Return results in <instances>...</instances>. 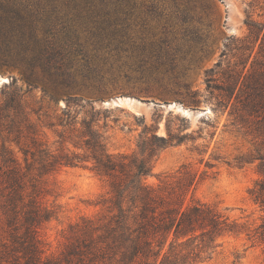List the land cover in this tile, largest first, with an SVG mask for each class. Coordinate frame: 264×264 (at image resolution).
<instances>
[{
	"label": "trees",
	"instance_id": "obj_1",
	"mask_svg": "<svg viewBox=\"0 0 264 264\" xmlns=\"http://www.w3.org/2000/svg\"><path fill=\"white\" fill-rule=\"evenodd\" d=\"M7 10L0 0V33L12 24ZM252 15L245 21L249 33L232 38L239 60L227 64L220 82L209 77L207 88L218 91L217 108H230V124L253 137V150L235 158L238 165L261 160V178L250 195L264 211V21ZM226 49L233 48L226 44ZM75 51L66 43L39 44L25 64L28 85L41 84L42 99L31 101L16 78L0 97V264H199L213 256L225 236L245 234L264 243V217L249 226L214 203H187L195 179L189 170L156 186L146 182L158 152L195 139L194 131H173L167 124L166 135L144 130L131 153L110 151L106 132L114 109L97 103L111 90L83 77ZM44 96L61 112L46 110ZM57 96H64V106ZM199 96L191 92L184 102L196 105ZM44 128L54 133L53 141ZM67 166L90 169L107 190L97 202L99 212L70 223L60 251L47 254L43 231L60 211L50 178Z\"/></svg>",
	"mask_w": 264,
	"mask_h": 264
},
{
	"label": "rangeland",
	"instance_id": "obj_2",
	"mask_svg": "<svg viewBox=\"0 0 264 264\" xmlns=\"http://www.w3.org/2000/svg\"><path fill=\"white\" fill-rule=\"evenodd\" d=\"M3 7L12 24L0 33V97L16 78L22 92L29 90L31 101H40L42 86L28 85L26 58L39 44L66 43L76 50L83 77L111 90L97 103L114 109L108 113L106 132L111 152L131 153L144 130L166 135L167 124L173 131H194L195 139L158 152L146 182L156 186L189 170L195 179L187 203H214L249 226L261 222L264 211L250 195L261 178V160L238 165L235 158L253 150V137L230 124V108L216 107L218 91L207 88V79L220 82L227 64L239 60L232 38L249 33L245 21L250 12L254 20L264 21V0H3ZM194 91L200 92L201 101L184 102ZM57 98L64 106V96ZM109 99L119 106L104 105ZM43 104L52 114L61 112L46 96ZM44 131L50 141L55 139L51 130ZM50 180L60 211L43 231L47 254L60 251L70 223L99 212L97 202L107 190L106 182L84 167H62ZM263 261L264 243L241 234L225 236L213 256L199 264Z\"/></svg>",
	"mask_w": 264,
	"mask_h": 264
},
{
	"label": "water",
	"instance_id": "obj_3",
	"mask_svg": "<svg viewBox=\"0 0 264 264\" xmlns=\"http://www.w3.org/2000/svg\"><path fill=\"white\" fill-rule=\"evenodd\" d=\"M112 103L115 104L116 106H119L118 101H116V100H114V99H113V100H110V99H109V100H105V101L103 102L104 105H111Z\"/></svg>",
	"mask_w": 264,
	"mask_h": 264
}]
</instances>
